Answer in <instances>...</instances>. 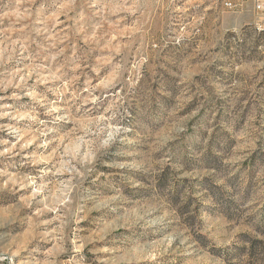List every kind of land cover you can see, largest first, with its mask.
Returning a JSON list of instances; mask_svg holds the SVG:
<instances>
[{"label": "rangeland", "instance_id": "obj_1", "mask_svg": "<svg viewBox=\"0 0 264 264\" xmlns=\"http://www.w3.org/2000/svg\"><path fill=\"white\" fill-rule=\"evenodd\" d=\"M0 264H264V0H0Z\"/></svg>", "mask_w": 264, "mask_h": 264}]
</instances>
